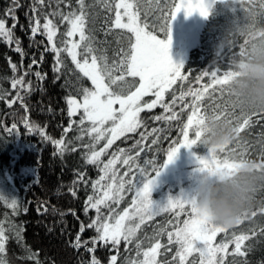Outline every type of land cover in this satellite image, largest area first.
Here are the masks:
<instances>
[{"label":"trees","instance_id":"1","mask_svg":"<svg viewBox=\"0 0 264 264\" xmlns=\"http://www.w3.org/2000/svg\"><path fill=\"white\" fill-rule=\"evenodd\" d=\"M85 2L88 6L86 35L94 38V47L97 49L95 54L106 56L109 65H118L122 59V50L128 49L130 42L134 41L132 33L127 32L126 29L112 27L111 21L115 18L114 8L110 12L98 0H85ZM32 4L33 0H19L18 6L13 5L12 0H0V18L6 20L9 28L13 20L6 13L9 8L15 9L14 15L18 18V23L14 29V36L19 39L26 53L22 59L21 55L14 51V44L9 45L0 39V198H3L0 200V224L3 225L8 236L3 259L6 264H89L94 255L100 264H110L112 256L117 257L116 264H130L142 260L143 251L158 239L166 246L160 249L158 264L164 261L179 264L178 258L173 260L179 246L168 244L167 233L174 231L177 226H182L177 225V221L182 222L188 218L187 209L180 212V209L176 208L156 215L152 220L141 225L131 243L121 240L117 248H113L111 244L107 247L97 244L95 253L90 254L84 248L76 251L72 247V241L79 232L81 222L86 225L95 216L94 210H89L85 215L84 208L88 196L94 194L92 183L98 179L100 171L97 166L87 163V156L92 150L103 147L106 141L101 140L95 144L94 149L85 147L92 144L93 140L87 132L80 131L78 123L73 124L72 130L65 134L70 119L77 122L80 119V113L71 118L68 116L66 98L71 95L78 100L82 99L76 89L81 86L91 88V84L87 78L76 80V76L80 74L78 72L73 74L71 70H75V65L66 53L61 54L66 67L62 68L61 73L53 71L56 61L52 52H44L47 44L45 37L38 35L35 38L36 41H43L39 45L30 41L28 16L32 15L30 11ZM172 4L173 0H139L137 4L140 22L146 21L149 24L148 30L160 39H164V17L168 15V9L172 8ZM208 4L211 5L209 15L199 21L198 28L188 36V32L184 31L183 37L180 42L178 41L179 45L170 46V58L174 64L183 66L182 75L187 76V80L178 81L172 90L166 92L165 102L172 100L173 92L179 97L181 91L201 87V84L196 82V77L201 76L202 73H210L216 69L220 72L228 70L231 67L232 56L242 50L240 47L233 50L220 48V42L229 25L240 13L235 8L225 7L224 2L210 0ZM71 7H79L77 0H72ZM56 8V0H45L43 6L45 12H51ZM59 8L65 13L69 11L64 4L59 5ZM53 19L59 27L56 37L59 46L61 39H67L63 34L69 25L60 22L58 17ZM175 21L176 19L171 25V39L177 29ZM71 39L78 41L79 36L76 35ZM42 52L43 61L39 66L33 65L29 69L33 57L39 61ZM10 62L17 66L15 72ZM25 72H28V75H24ZM36 72L46 74V77L42 81L37 80ZM58 75L59 79H56ZM19 77H23L24 86L16 85L14 88L13 79ZM127 79L131 81L134 78L127 77ZM210 79V76L204 77L201 83H208ZM66 80L70 81V84L66 85ZM29 81H31L30 87H28ZM152 99H154L152 96L144 97L142 103ZM190 101V96H186L183 101H177L174 107L180 114V119L170 123L152 119L154 115H168L160 107H156L151 112L140 113L145 126L136 133H129L126 138L121 137L112 145L111 150L114 153L120 149L125 150L121 162L116 164L115 169L120 176L127 170L122 160L128 155L136 157L138 149L135 142L141 139L140 133H151L153 129H161L158 133L160 137L158 143L151 144L153 136L141 141V146L146 150L136 157L135 164L140 168H146L150 175H154L153 164L163 172L166 152L173 146V141L182 139L180 128L186 123L190 114V109L181 111V107ZM200 103L208 117L227 113L221 115V120H232L233 126H238L236 117L243 118L242 112L231 105L227 92L221 96L219 93L213 94L210 89ZM244 115L251 116L250 126L246 127L239 134L238 139L228 146L229 154L231 157L255 159L261 162V154L264 153V113H244ZM26 124L28 127L25 126ZM83 128H90V124L86 122ZM81 135L83 138L77 140L76 137ZM45 136L48 139H45ZM62 138L68 148L63 153L53 143ZM68 141H71V144H68ZM240 146L247 147L246 155L241 156ZM72 148L76 150L72 151ZM191 151L193 157L186 163L187 166H182L180 173L193 171L194 163H197L194 162L196 157H206L208 154L203 146L194 147ZM148 161L153 163L149 164ZM133 171H136L135 167ZM80 174H83L82 181ZM174 177L170 176V180ZM73 191L75 196L72 194ZM134 192V188L131 191L126 190L123 193L124 198L118 205L113 204L112 208L117 212L128 208ZM12 200L16 201L15 208L11 206ZM257 200L259 204L253 209L255 216L251 215L249 219L228 229L227 233L217 234L216 243L231 241L233 234H245L249 237L242 246L244 256L233 255L235 244L229 242L223 254L224 264H264V212L261 211L264 209V190L258 193ZM177 212H180L179 216L176 215ZM136 223L138 220L134 222ZM16 229L21 230V243H17ZM95 235L94 230L87 229L82 234L81 240H90ZM137 243H140L139 256ZM29 251L34 254L30 259ZM193 261L195 264H200L198 253L194 252L187 258V264H193Z\"/></svg>","mask_w":264,"mask_h":264},{"label":"snow or ice","instance_id":"2","mask_svg":"<svg viewBox=\"0 0 264 264\" xmlns=\"http://www.w3.org/2000/svg\"><path fill=\"white\" fill-rule=\"evenodd\" d=\"M103 3L108 11L115 9L114 21H111L112 27L115 29H126L132 33L134 41L130 42L129 48L122 50V59L119 64L109 65L107 57L96 55L97 49L94 47V38L86 35V24L88 13L85 0H77L78 8H72V0H56L57 8L51 12H45L43 6L45 0H33L31 5L32 15L28 16V27L31 35L30 41L37 45L43 41H36V37L43 36L46 38L47 44L44 47V52H52L56 61L53 66V71L61 73L62 68L66 67L61 59V54L66 53L71 58L72 64L75 65L73 74L78 72L76 80L87 78L91 81L92 88L78 87L77 93L82 96V100L69 95L66 98L68 105V116L74 117L80 114L79 121L71 120L65 134L72 130L73 124H79L82 133L87 132L91 136L93 143L85 145L89 149H94L95 144L101 140H105L103 147L99 150H92L87 156V163L95 165L99 168L102 175L92 183L93 192L95 195L88 196L85 202V215L89 210H95V218L90 219L86 225L81 222L79 232L72 241V247L79 251L84 248L86 252L94 254L96 245L100 244L107 247L109 244L113 248H117L121 240L126 243H131L140 229L141 225L149 220H152L156 215L173 211L176 208L180 212L187 209V219L182 222L177 221V226L174 231L167 233L168 244H176L179 247L176 250L173 260L178 258L179 264H187V258L194 252L199 254L200 264H224V253L229 246V242L235 244V252L233 255L244 256L242 246L248 235L233 234V238L229 242L218 243L214 245L217 234L227 233L228 229L216 227L209 224L206 218L201 217L197 213L195 199L186 196L176 198L169 197L164 205H158L151 199V193L156 183L155 177L160 175L161 169L153 164L150 175L146 168H140L135 164L136 157L141 152L145 151V147L141 146V141H146L148 136H153L152 145H156L159 141L158 133L161 129H153L151 133H140V140L135 142L138 151L136 157L128 155L122 160V164L127 166V170L120 176L116 171V164L121 162V157L124 156V149L113 153L112 157L107 162L102 163L100 158L107 152L109 148L121 137H127L129 133H136L138 129L145 126V122L141 119L140 113L144 111L151 112L156 107L163 109L168 115H154L155 121L164 120L171 122L180 119V114L175 111L177 101H183L186 96L191 97L190 103H185L181 107V111L190 109V114L187 116L186 123L180 128V136L172 142L171 147L166 152V161L164 167L171 164L177 157L181 148L191 150L194 147L201 146L203 135V124L208 118L204 111L203 105L200 103L206 94L211 89L212 93H219L221 96L227 92L226 85L233 76L232 67L228 70L220 72L219 69L213 70L210 73L204 72L201 76L196 77V82L201 84L199 88H189L187 91H181L179 97L173 92L172 100L165 102V93L172 90L173 86L178 82L187 80V76L182 75V65H176L172 62L169 50L171 46V25L177 15L184 12L186 16H191L194 13H199L202 17L207 18L209 15L210 4L206 0H173L172 8L168 9V15L164 17V39H160L153 34L149 29V24L145 21L140 22L137 4L139 0H98ZM214 2H225V0H214ZM13 5L18 6L19 0H12ZM64 4L69 8L65 13L60 10L59 5ZM14 8H9L6 15L13 20L11 28L6 24L4 18H0V39L9 45H15L14 51L21 55V58L26 55L18 38L14 36V29L18 23V18L14 15ZM53 17H58L60 22H66L69 28L63 34L67 39H61L60 45L56 42V37L59 32L57 22ZM126 18V20H125ZM110 31V30H109ZM78 35L79 40H73L72 37ZM107 35V33H106ZM243 50H241L242 52ZM44 54H40V60L37 61L33 57L29 64V69L33 65L39 66L43 61ZM11 64V62H10ZM13 72L17 70L15 64H11ZM116 73H119L118 75ZM24 75H28L25 72ZM37 80L42 81L46 74L36 72ZM211 77L210 82L201 83L204 77ZM127 77L134 78L129 81ZM135 78H138L135 79ZM59 79V75L56 77ZM65 84H70V81H65ZM16 85L24 86L23 77L13 79V87ZM31 86L29 81L28 87ZM134 88V90H132ZM152 96L151 101H143L144 97ZM22 100V97H20ZM119 107L116 108L115 106ZM170 113V114H169ZM227 114V113H223ZM215 115L213 118L221 119V115ZM241 117H236L238 121L237 132L240 134L246 127L250 126L251 116H245L241 113ZM91 125L85 129V123ZM227 123L232 124V120H227ZM108 125V127H105ZM28 127V125H25ZM15 127V126H14ZM94 134V135H93ZM43 135V132H41ZM83 136H77V140H81ZM45 139L48 137L45 136ZM53 143L60 149L61 153L68 150L65 145V140L62 138ZM71 144V141H68ZM241 156L246 155L247 147L240 146ZM75 151V148L71 149ZM208 151V150H207ZM223 155H220V154ZM228 146L219 150L218 153L208 151L206 157H196L199 165L197 171H225L233 170L238 161H235L230 156ZM147 163L152 164V161ZM261 163H264V153L261 154ZM102 164V166H101ZM136 171H133V168ZM80 180H83V174H80ZM107 181V183H105ZM76 183V181H74ZM126 185L128 186L126 188ZM142 185V186H141ZM135 189L134 198L128 208L122 212H117L112 208L113 204L118 205L124 198L123 193ZM75 196V191L72 192ZM3 200V198H0ZM11 206L16 207V201L12 200ZM103 208L108 209V214L103 212ZM71 211V210H70ZM264 212V209H261ZM180 212L176 215L179 216ZM75 215L74 212H72ZM256 213L253 212L252 216ZM138 220L136 224L126 223L127 221ZM243 221H241L242 223ZM92 229L96 235L90 240H81L85 230ZM163 231V229L161 230ZM159 235V233H157ZM17 243H21V230L16 229ZM8 236L5 233L3 225L0 224V264H6L3 255L6 252V241ZM91 245V246H89ZM23 247V245H21ZM166 247L157 239L147 250L143 251V260L133 261L130 264H158L157 257L160 255V249ZM251 246H249L250 249ZM137 255L141 253L140 243H137ZM218 254L219 258H218ZM34 254L29 251L28 258H32ZM117 257L110 258V264H116ZM89 264H100L94 255H92ZM162 264H170L168 261ZM195 264V261H193Z\"/></svg>","mask_w":264,"mask_h":264},{"label":"clouds","instance_id":"3","mask_svg":"<svg viewBox=\"0 0 264 264\" xmlns=\"http://www.w3.org/2000/svg\"><path fill=\"white\" fill-rule=\"evenodd\" d=\"M225 7L240 15L229 25L220 48L243 51L232 56L233 76L226 85L231 105L246 114L264 113V0H225ZM201 146L208 151L233 144L236 126L208 117L203 124ZM238 161L230 172H199L194 193L197 213L213 226L231 229L252 215L257 195L264 190V163L231 157Z\"/></svg>","mask_w":264,"mask_h":264},{"label":"rangeland","instance_id":"4","mask_svg":"<svg viewBox=\"0 0 264 264\" xmlns=\"http://www.w3.org/2000/svg\"><path fill=\"white\" fill-rule=\"evenodd\" d=\"M209 1L210 0H206L207 3H209ZM202 18L203 17L199 15V13H194L191 16H186L184 12L179 13L174 23L177 25V29L172 34L171 42L172 40L174 39L175 40L171 44L179 45V42H180L179 40L183 37L184 31L188 32L187 36L189 35V33L194 32V30L198 28L199 21ZM90 84H91V81H90ZM91 88H92V85H91ZM115 107L118 108L119 106L116 105ZM105 127H108V125H106ZM111 149L112 147L109 148L107 152L100 158L102 163L107 162V160L112 157L114 152ZM192 157H193V153L191 150L181 148L175 160L171 164H168L167 167H164L163 172H161L160 175L155 178L156 183L151 193V199L153 200L155 204L164 205L167 202L169 197L176 198L181 195L186 196L188 198L192 197L194 193V188H195V181H196L197 176L199 175V172L197 171L199 167L198 163H194L195 168L193 169V171L186 172V173H182V172L180 173V169L182 168V166L183 167L184 165L187 166L188 164L186 165V163L189 160L191 161ZM195 161L196 160H194V162ZM100 175H102L101 172H99V176ZM170 176L171 177L175 176V177L173 178V180H170ZM105 183H107V181ZM134 193H133V198H134ZM93 195H95V193ZM103 212L105 214H108V209L103 208ZM94 215L96 216L95 210H94ZM135 221L136 220L127 221L126 223H130L134 225ZM215 244H218L216 243V240L214 242V245Z\"/></svg>","mask_w":264,"mask_h":264}]
</instances>
